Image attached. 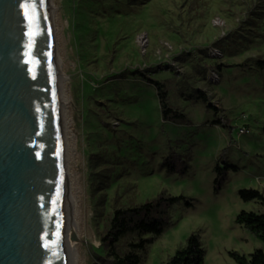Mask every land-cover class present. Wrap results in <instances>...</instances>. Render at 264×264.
<instances>
[{"label":"rangeland","instance_id":"obj_1","mask_svg":"<svg viewBox=\"0 0 264 264\" xmlns=\"http://www.w3.org/2000/svg\"><path fill=\"white\" fill-rule=\"evenodd\" d=\"M51 1L76 264H104L101 237L116 208L160 196L185 200L169 206L162 234L136 251L143 264H166L193 233L203 264H236L229 252L264 250L236 223L243 210L264 213L260 201L239 195L264 194V70L256 65L264 0ZM137 71L163 82L185 118L164 120L155 86ZM226 164L218 185L215 168ZM137 241L123 237L117 252Z\"/></svg>","mask_w":264,"mask_h":264},{"label":"water","instance_id":"obj_2","mask_svg":"<svg viewBox=\"0 0 264 264\" xmlns=\"http://www.w3.org/2000/svg\"><path fill=\"white\" fill-rule=\"evenodd\" d=\"M57 51L51 0H0V264H72Z\"/></svg>","mask_w":264,"mask_h":264},{"label":"trees","instance_id":"obj_3","mask_svg":"<svg viewBox=\"0 0 264 264\" xmlns=\"http://www.w3.org/2000/svg\"><path fill=\"white\" fill-rule=\"evenodd\" d=\"M256 65L264 70V59H258ZM145 80L152 83L157 91L162 116L164 120L179 121L185 115L179 110L172 108L168 103V91L165 84L159 80L150 78L147 74L137 71ZM203 102H208V97L200 95ZM215 113L218 108L210 105ZM215 124H221L220 120H214ZM236 169V167H234ZM229 169V165L224 167L217 165L215 170L217 177L215 183L220 184L222 175ZM239 195L244 201H260L264 204V194L253 188L241 189ZM185 200L184 196H160L154 201H148L129 207L116 208L108 222L106 233L101 237L102 245L107 248V258L104 264H143L137 250H145L147 244L162 234L167 225V215L169 206L176 202ZM190 204L189 202H186ZM236 223L243 226L264 242V213L254 211H241L236 217ZM138 236V241L131 243L132 250L127 254L120 255L117 252L119 241L129 235ZM151 235V237H146ZM205 251L202 247L200 237L197 233L191 234L185 245L177 249L174 255L166 264H203ZM230 257L236 264H264V250L256 249L249 255L241 254L237 251L229 252Z\"/></svg>","mask_w":264,"mask_h":264},{"label":"bare ground","instance_id":"obj_4","mask_svg":"<svg viewBox=\"0 0 264 264\" xmlns=\"http://www.w3.org/2000/svg\"><path fill=\"white\" fill-rule=\"evenodd\" d=\"M64 78H62L61 80H63ZM64 103V100H63ZM62 103V104H63ZM64 121V119H63ZM71 188L69 189V182H68V197H67V207L69 209L70 215L67 216V220H68V225H69V239H70V256H71V261L72 264H76V256H75V234H76V228H77V224H78V218L76 217L75 213H73L72 209H73V204H75V196H74V192L73 190H71ZM75 210V209H73ZM76 211V210H75ZM73 219H72V218Z\"/></svg>","mask_w":264,"mask_h":264},{"label":"snow or ice","instance_id":"obj_5","mask_svg":"<svg viewBox=\"0 0 264 264\" xmlns=\"http://www.w3.org/2000/svg\"><path fill=\"white\" fill-rule=\"evenodd\" d=\"M38 2H40V0H38Z\"/></svg>","mask_w":264,"mask_h":264},{"label":"built area","instance_id":"obj_6","mask_svg":"<svg viewBox=\"0 0 264 264\" xmlns=\"http://www.w3.org/2000/svg\"><path fill=\"white\" fill-rule=\"evenodd\" d=\"M244 130H242V132H243Z\"/></svg>","mask_w":264,"mask_h":264}]
</instances>
